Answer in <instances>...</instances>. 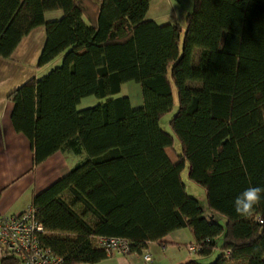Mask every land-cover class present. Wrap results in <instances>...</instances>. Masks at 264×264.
Here are the masks:
<instances>
[{
	"label": "trees",
	"instance_id": "obj_1",
	"mask_svg": "<svg viewBox=\"0 0 264 264\" xmlns=\"http://www.w3.org/2000/svg\"><path fill=\"white\" fill-rule=\"evenodd\" d=\"M149 2L0 0V57L38 25L36 66L60 56L7 94L13 129L35 165L59 150L82 157L31 195L39 243L65 264L95 263L108 256L95 237H122L141 254L187 228L197 256L217 249L207 264H264V194L251 216L233 207L245 188L264 187V0H191L183 25L148 19ZM51 10L60 16L45 21ZM127 81L140 105L122 95L77 108ZM173 89L167 133L159 119ZM185 165L206 214L185 192ZM0 264L21 263L6 255Z\"/></svg>",
	"mask_w": 264,
	"mask_h": 264
},
{
	"label": "crops",
	"instance_id": "obj_2",
	"mask_svg": "<svg viewBox=\"0 0 264 264\" xmlns=\"http://www.w3.org/2000/svg\"><path fill=\"white\" fill-rule=\"evenodd\" d=\"M173 2L180 4L181 0H150L145 16L157 24H179L172 8ZM186 12L187 8L180 9V19L184 20ZM60 14V10L47 11L44 13V20L56 19ZM43 41V25L35 26L20 39L10 57H0V214L17 213L29 207L33 192L67 172L71 158L77 156L69 150H59L40 164H33L28 140L23 134L16 132L10 122L12 102L6 96L29 77H38L40 67L36 66V62ZM51 61L41 67L48 66ZM138 105L140 104L132 106ZM192 241L191 232L187 228H179L165 234L161 243H147L151 252L149 261L143 260L141 254L129 252L124 256H106L95 263L79 264H180L185 260L180 247H185V244ZM2 257L0 252V259Z\"/></svg>",
	"mask_w": 264,
	"mask_h": 264
},
{
	"label": "built area",
	"instance_id": "obj_3",
	"mask_svg": "<svg viewBox=\"0 0 264 264\" xmlns=\"http://www.w3.org/2000/svg\"><path fill=\"white\" fill-rule=\"evenodd\" d=\"M40 232L42 227L35 220L34 209L31 206L17 213L0 214V252L3 256H16L21 264H65L60 257L39 243ZM94 239L108 256H124L129 253L128 241L122 237L100 236ZM185 248L192 253L197 249L193 243H187ZM141 257L145 261L151 259L148 247L142 250Z\"/></svg>",
	"mask_w": 264,
	"mask_h": 264
},
{
	"label": "rangeland",
	"instance_id": "obj_4",
	"mask_svg": "<svg viewBox=\"0 0 264 264\" xmlns=\"http://www.w3.org/2000/svg\"><path fill=\"white\" fill-rule=\"evenodd\" d=\"M176 5H178V7ZM172 8H173L174 13L178 17L179 25H183L184 24V20L180 19L181 15H179V12H180L181 8H187V10H190V8H191V0H181L180 4H178L176 2L175 3L173 2ZM59 63H60V56H57L48 64V66L40 67L38 69V72H37L38 75L37 76H41L42 74L46 73L51 67H53L55 65H58ZM122 95L128 96V98L130 99V103L132 105L141 104V96H140L139 85L136 82H134V81H127V82H124V83L121 84L120 90L117 93H115L113 95H110L108 97L97 98V97H95L93 95H89V96H85V97L81 98L80 99V103H79L77 108L80 109V108H84V107H87V106H91L93 104H96L97 102H101V101L105 100L106 98L122 96ZM172 95H173V105H172L171 110L169 112H167L166 114H164L159 119L160 128L163 131L167 132V133H170V129L168 127V121H169L170 117L172 116V114L175 112V110L177 108L176 95H175V90L174 89L172 90ZM136 99H138V100L135 101ZM174 148L177 151H179V146H178V143L175 140V138H174ZM79 160H82V157H80L78 155L77 156H73L71 158V161H70L71 162L70 163L71 164L70 167L74 163L78 162ZM180 177H181V180H182V182L184 184L185 192L188 195L194 197L198 201L199 205L202 207L204 213L206 214L207 213V209H206V206H205L206 204H205L204 192H203L201 187H199L197 184H195L194 182L189 180V178L187 177V167H186V165L184 166L183 170L181 171ZM216 218H217V220H218V222L220 224L223 223V218L222 217L216 215ZM180 253L185 256V260L195 258V259L198 260V262H200L202 264H207V263L211 262L213 260V258L216 256L217 249H214L213 252L210 253L207 256H197L195 253L188 252L184 246H181L180 247Z\"/></svg>",
	"mask_w": 264,
	"mask_h": 264
},
{
	"label": "clouds",
	"instance_id": "obj_5",
	"mask_svg": "<svg viewBox=\"0 0 264 264\" xmlns=\"http://www.w3.org/2000/svg\"><path fill=\"white\" fill-rule=\"evenodd\" d=\"M264 187L249 186L240 192L233 201L234 211L241 216H251L254 207L261 201Z\"/></svg>",
	"mask_w": 264,
	"mask_h": 264
}]
</instances>
